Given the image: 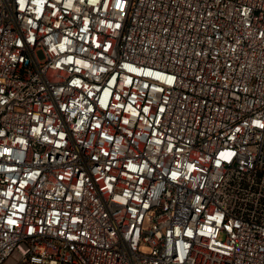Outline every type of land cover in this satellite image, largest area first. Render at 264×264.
<instances>
[{
  "label": "built area",
  "instance_id": "2783aa9c",
  "mask_svg": "<svg viewBox=\"0 0 264 264\" xmlns=\"http://www.w3.org/2000/svg\"><path fill=\"white\" fill-rule=\"evenodd\" d=\"M0 264H264V0H0Z\"/></svg>",
  "mask_w": 264,
  "mask_h": 264
}]
</instances>
